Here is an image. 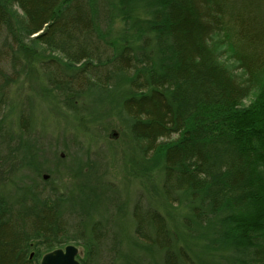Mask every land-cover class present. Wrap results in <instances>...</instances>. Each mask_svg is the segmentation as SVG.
<instances>
[{
    "label": "trees",
    "instance_id": "trees-1",
    "mask_svg": "<svg viewBox=\"0 0 264 264\" xmlns=\"http://www.w3.org/2000/svg\"><path fill=\"white\" fill-rule=\"evenodd\" d=\"M36 243L264 264V0H0V264H40Z\"/></svg>",
    "mask_w": 264,
    "mask_h": 264
},
{
    "label": "rangeland",
    "instance_id": "rangeland-1",
    "mask_svg": "<svg viewBox=\"0 0 264 264\" xmlns=\"http://www.w3.org/2000/svg\"><path fill=\"white\" fill-rule=\"evenodd\" d=\"M17 13L23 17V14L21 11L16 10ZM27 43V41H26ZM30 43V41L28 42ZM210 47L213 50L216 59L219 63L223 64L225 67H227L230 72L233 74V76L237 77V79L242 80L244 79L245 73L244 71L240 68L239 63L232 57L231 54V49L230 47L225 44L224 42V38L223 35L220 33H216L212 36L211 42H210ZM20 88V87H19ZM17 88V90L15 91V97L17 99H20V97L22 96V89ZM257 98V92L254 91L253 94H251V96H249L247 98V100H245L243 102V109H247L248 107H250L253 102L255 101V99ZM54 123L55 122L54 120ZM63 125H61V129H63ZM54 131L57 130V127L54 126L53 128ZM61 131L60 129L57 130V132ZM117 136L111 137L106 143L107 146H105L106 151L101 150V153H105V159L107 160V165H108V170L110 172V176L111 178L115 179L116 181L120 180V177L122 176V174H124V167H123V152H122V145H121V141L119 140V138H116ZM177 136H172L171 140L176 139ZM163 142L166 141H170L167 139L162 140ZM121 145V146H120ZM108 146H111V149L109 150ZM119 175V176H118ZM70 245H74L76 247H78L79 249V258H83L84 255V248L83 246H81L78 243H73ZM40 248V249H39ZM58 249V248H56ZM55 250V249H54ZM40 252V254H46V252H44L43 248L39 245V244H33L30 250V256H32V259L35 260L36 262H40L42 257L44 255H41L40 258H37L38 252ZM79 260V259H78ZM79 262L81 263V261L79 260ZM82 264V263H81Z\"/></svg>",
    "mask_w": 264,
    "mask_h": 264
},
{
    "label": "water",
    "instance_id": "water-1",
    "mask_svg": "<svg viewBox=\"0 0 264 264\" xmlns=\"http://www.w3.org/2000/svg\"><path fill=\"white\" fill-rule=\"evenodd\" d=\"M79 253L78 247L68 245L46 253L40 264H81L78 260Z\"/></svg>",
    "mask_w": 264,
    "mask_h": 264
},
{
    "label": "bare ground",
    "instance_id": "bare-ground-1",
    "mask_svg": "<svg viewBox=\"0 0 264 264\" xmlns=\"http://www.w3.org/2000/svg\"><path fill=\"white\" fill-rule=\"evenodd\" d=\"M11 8H12L13 11L18 10V11H21V12H22V10L17 6V4L13 5ZM23 16H24V15H23ZM29 40H30V37H29V38L26 37V36L24 37V42H25V43H26V41H27V43H28ZM61 157H64V155L62 154ZM101 231L104 232V229L101 228ZM69 245H70V244H69ZM67 246H68V245H67ZM65 247H66V246H65ZM62 248H64V247H62ZM58 249H59V248H58ZM30 258L32 259V256H30ZM92 263H93V264H101V262H100V261L98 260V258L96 257V254L93 255Z\"/></svg>",
    "mask_w": 264,
    "mask_h": 264
}]
</instances>
